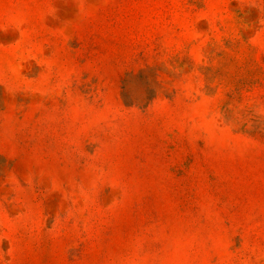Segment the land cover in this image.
Segmentation results:
<instances>
[{
	"label": "rangeland",
	"instance_id": "374dc122",
	"mask_svg": "<svg viewBox=\"0 0 264 264\" xmlns=\"http://www.w3.org/2000/svg\"><path fill=\"white\" fill-rule=\"evenodd\" d=\"M0 264H264V0H0Z\"/></svg>",
	"mask_w": 264,
	"mask_h": 264
}]
</instances>
